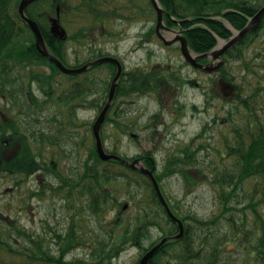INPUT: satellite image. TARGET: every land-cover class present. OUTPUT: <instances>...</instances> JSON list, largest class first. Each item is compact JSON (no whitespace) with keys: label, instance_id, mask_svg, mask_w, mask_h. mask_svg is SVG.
<instances>
[{"label":"trees","instance_id":"obj_1","mask_svg":"<svg viewBox=\"0 0 264 264\" xmlns=\"http://www.w3.org/2000/svg\"><path fill=\"white\" fill-rule=\"evenodd\" d=\"M18 1L0 0V96L2 95L5 99L8 98V91L11 89L13 70L12 64L1 56L7 54L10 50L14 52L19 42L20 33L18 32L21 29L15 21V17L18 16L16 13ZM90 1L80 0L75 9L81 10L83 8L82 10L88 11L92 8L90 7ZM56 2L61 4L62 11H67L71 8V5H67V2L62 0H57ZM158 2L174 18L185 19L181 21V25L184 28L183 35L186 37L189 48L195 53H203L211 50L217 44L216 36L228 38L231 35L230 30L220 19H224L234 28L240 29L246 24L248 18L255 14L264 3V0H158ZM95 7L97 8V5ZM34 11L38 13L44 12L45 14L36 16ZM27 12L29 16L36 18L40 23L47 45H51L50 41L52 44L58 41L51 34L48 29V23L45 20L46 16L54 12V7L50 6L49 0L34 2L27 8ZM96 15L99 17L101 14L96 13ZM218 17L220 19H217ZM165 22L167 25L174 26V21L169 18H165ZM263 29L264 18L243 40L227 51L228 57L239 59L242 62L241 68L243 72L253 71L251 62L244 60V52L248 45L260 36ZM81 36V33H79L75 37L80 38ZM30 43L31 45L25 46L29 50V55L43 59L51 68V75L47 73L42 80L49 100H52L53 96L57 95V103L60 104L61 108L65 109L68 101L71 100L72 102L75 94L76 96L84 97L83 91L87 89V80L84 82L85 86L81 85V83H75L74 88L71 87L58 95L54 86V77L59 70L38 52L33 38H31ZM107 65L112 69V64L107 63ZM165 74L162 68H153L143 74L127 72L128 77L122 81L120 80L117 84L114 100L120 96H128L132 92L146 93L149 84L154 85L153 91L160 97L165 87L168 88L171 83H178L176 81L178 78L172 72H167V74L174 82H170V79ZM34 76L38 77L32 71L31 77ZM220 76L224 80L233 79L231 70L225 69L223 66ZM211 81L214 84L216 83L215 80ZM20 90L23 97L24 86L22 83ZM257 90L256 88L252 93L239 94L238 104L233 107L242 122L238 123L237 127H234L236 132L235 139L231 142L225 141L224 144L228 149V154L237 158L236 166L230 169L225 166L214 168L209 164L206 168L198 170L199 175H202L203 171L209 173L208 175L212 177L210 184L216 188L217 197L220 199L219 213L209 219L201 220L196 215L189 213L187 215L179 214L177 211L178 201L175 204L171 203L161 184L163 179L173 174H180L186 184H192L194 181L202 179L201 175L194 179L190 172L189 163L194 161L193 152L191 153L190 150L183 147L177 154L172 153L166 156L162 165H160L154 151L150 149L132 157L122 155L130 161L140 158L142 163L153 171L171 210L184 223L183 236L179 239L166 241L150 258V264L198 263L203 244L200 245L197 237L202 234L201 232L206 234L205 240L212 244L210 256H208L206 262L204 261V264H223V261L222 263L219 262L220 254L223 252L222 248L232 241L230 239L233 238V232L237 234L241 231L243 236H247L245 240L250 246L249 256L260 258L264 262V218L261 212L257 210V204H264V109L258 108V106L264 107V104L258 102L259 94ZM212 91L214 93L213 98L219 95V92L215 89H212ZM104 103L103 99L102 103L96 101L93 106L101 110ZM233 108L231 111H233ZM58 118V109L50 110L47 115V122H56ZM105 120H110L114 123L112 125L118 126L124 132L132 128L130 124H124L117 119L106 117ZM156 125L158 124H147V127L151 128ZM12 126L13 124H7V118L0 120V173L19 175V177L26 179L31 177L32 174L34 175V172L38 169V164L34 155L28 150L24 135L15 132L11 138L8 130ZM65 127V124H48L45 140L48 147L61 149V143L64 141L63 137L68 133L64 130ZM89 130H91V125H89L87 131ZM156 134V131L152 132L153 137ZM101 135L104 141L103 133ZM12 142L20 144L19 149L15 150V152L11 149ZM111 152L119 154L115 149L111 150ZM81 156L82 162L80 160ZM65 157L70 156L61 151L56 153V155L54 154L53 158L46 163L44 172L54 175L61 181L57 186L47 182V186L56 192L66 188L67 194L70 195L68 197L71 200H79L80 208L76 215L81 216L87 212L88 215L99 220L112 209H116L114 216H107L105 224L103 223L104 225L101 224L99 226L104 237L92 240V245L95 249L91 254V260L82 258L67 259L68 253L86 244V240L82 236L86 231L83 229L84 233L77 235V229H74V219L71 222V226L64 232L54 231L49 238L35 237L24 226L18 224L17 220L10 219L7 213L5 214L0 210V264H119L114 258H117L123 249L132 246L138 247L141 248L140 253L142 255L162 236H169L178 232V224L168 216L148 176L140 170H133L127 167L120 161L101 160L96 151L93 136L88 152L84 155L78 154L81 166H79L77 173L73 176L69 174L70 177H65L59 171L58 159ZM252 176L258 182L253 184V192H251L250 196L242 186L243 182ZM19 177L14 181L16 186L21 185V178ZM257 191L260 192L262 198L254 202V196L258 194ZM118 193L127 194L128 198L119 201ZM31 194L38 193L32 192ZM245 196H250L246 204H244ZM125 204H127V208L123 209ZM130 208L132 212L134 211L133 215L121 217V214ZM248 208L255 215V226L260 228V234L255 240H253L252 235L254 232L252 230L244 228L243 224H238V221L243 220L242 217H244L243 215H245V211ZM189 220L193 221L199 228H193ZM226 224L231 230L229 238L228 234L223 230V226ZM77 225L81 227L79 222ZM153 227L160 228L162 236L156 240L149 241L147 246L146 243L150 237L149 233ZM48 239L49 243L47 244ZM52 241L56 248L49 245ZM245 259L244 256L243 260L231 264H247L244 261ZM136 264H138V261Z\"/></svg>","mask_w":264,"mask_h":264},{"label":"rangeland","instance_id":"obj_2","mask_svg":"<svg viewBox=\"0 0 264 264\" xmlns=\"http://www.w3.org/2000/svg\"><path fill=\"white\" fill-rule=\"evenodd\" d=\"M62 1L71 5L69 13L64 14L66 22L62 27L66 29L67 34H71V37L76 32H81V35H84L79 39L80 43H72V46L77 47L75 51L78 52V56H89V53L82 52L85 48H93L94 50L98 48L101 52L119 54L123 59L125 72H136L137 70V74H143L151 71L153 67L159 66L164 70L167 77L169 75L167 72H172L178 78V80L176 79L178 83H171L168 88L165 87L160 97L153 91L154 85L149 84L146 93L132 92L128 96L115 98L106 117L117 119L124 124H130L132 128L124 132L118 126L112 125L114 123L110 120H105L101 130L104 135L105 148L108 150L115 149L119 154L128 157L140 154L147 149H154L155 156L162 165L166 156L172 153L177 154L187 143L192 142L197 133L202 131L200 137L193 139L192 142L194 146L205 144L203 148H197L198 155L194 152V161L189 163L192 177L196 179L200 176L198 168H206L209 164L214 168L225 166L230 169L236 166L237 158L228 154V149L224 143L235 139L234 127L242 122L233 108L238 104L239 94L252 93L257 88L258 102L264 104V29L244 52V60L251 62L253 71L243 72L242 62L224 55L227 61L223 63V67L230 69L234 76H231L233 78L231 80H224L220 76V69L211 74H206L188 66L177 45H164L160 41L155 43L150 36L155 29L157 12L150 0H106L105 2L101 0V4H98L100 3L98 0H91L90 7L92 8L80 12L75 9L80 0ZM44 3L46 4V2ZM93 12L102 13L96 23L93 22ZM167 16V12L163 9V20ZM179 20L174 22V25H178L179 28L176 30L178 31L177 35L184 36L179 30L184 29L181 21L185 19L179 18ZM220 21L227 28L229 26L234 28L228 21L224 19H220ZM31 38L30 35L29 41ZM146 38L150 41H146ZM139 43L142 45L138 46ZM107 67L108 65L94 66V70L92 69L84 76L91 79L87 85L84 83L86 80H81V78L54 77V86L58 95L71 87L74 88L75 83L86 85L88 89L87 92L83 91L84 97L77 96L76 101L72 99L75 101L73 103L71 100L68 101V107L65 109L57 103V95L53 96L52 100L47 103V108L50 110L58 109L59 118L56 124L66 125L64 130L68 133L63 139L67 138L73 146V151L68 152L70 157L58 159L59 171L65 177L77 173L82 162V156L80 162L78 154L84 155L85 153L81 149H85L86 152L89 150L91 137L87 134V130L99 111V108L94 107L93 103L96 101L102 103L103 99L106 100L109 80L113 75ZM126 76L122 77L121 72L122 79L119 77L117 84L120 80L126 79ZM211 80H215L216 83H212ZM170 82L174 81L170 79ZM195 82L200 84L199 87H194ZM219 87L222 89L220 90ZM212 89L218 91L219 95L213 98ZM81 98L86 100L83 106H79L80 102H84L79 100ZM0 108L6 115L8 114L6 99L0 98ZM232 108L233 111H231ZM258 108L264 109L262 106H258ZM153 123L158 125L152 127L151 130L145 128L146 124ZM45 126L47 128L48 124ZM155 131L160 133L153 137L151 133ZM60 152L56 148L47 149L45 160L49 162L54 154ZM44 173L26 179L19 177V175H0V210L5 214L7 213L10 219L17 220L18 224L24 226L35 237L49 238L54 231L64 232L71 226L74 219V229H77V235H82L83 229L86 231L82 235L86 244L68 253L67 259L82 258L90 261L91 254L95 249L92 240L104 237L99 226L105 224L107 216H114L116 209H112L99 220L88 215L87 212L81 216L76 215L80 208V201L71 200L66 188L57 192L50 189L46 184L47 182L57 186L61 181L52 174ZM208 174L203 171L202 179L194 181L192 184H186L180 174H173L161 181L170 202L175 204L178 201L177 211L179 214H194L197 218L206 220L219 213L220 199L217 197L216 188L210 184L212 177ZM17 177L21 178V185L19 186L14 184ZM256 182L258 181L254 179V176L243 182L242 187L250 196L253 192V184ZM32 192L38 194H31ZM257 193L254 196V202L262 198L260 192L257 191ZM117 196L119 201L128 198L127 194L124 193H118ZM250 196H245L244 204L247 203ZM257 206V210L261 212L264 218V204H257ZM133 213L134 211L132 212L130 208L121 214V217H128ZM243 216V220L238 221V224H243L244 228L252 230L254 232L253 240H255L260 234V228L255 226V215L248 208ZM189 221L193 228H199L193 221ZM78 222L81 227L77 225ZM223 230L229 238L231 230L228 224L223 226ZM201 233L197 237V241L203 246L201 247V257L196 264H204L211 253L212 244L205 240L206 234ZM149 234L147 246L149 241L160 238L162 231L160 228L153 227ZM232 234L233 238L230 239L232 241L222 248L220 263L223 261V264H231L243 260L245 256L244 261L247 264H264L262 259L249 256L250 246L245 240L247 236H243L242 231ZM49 245L56 248L53 241ZM140 252L141 248L128 247L123 249L114 260H117L119 264H136Z\"/></svg>","mask_w":264,"mask_h":264},{"label":"flooded vegetation","instance_id":"obj_3","mask_svg":"<svg viewBox=\"0 0 264 264\" xmlns=\"http://www.w3.org/2000/svg\"><path fill=\"white\" fill-rule=\"evenodd\" d=\"M98 1L101 3V0H98ZM105 1L106 0H103V2ZM18 5L19 3L17 4V8H16V12L18 16L15 17V21L18 23L17 26L21 29V31L18 32L20 33L18 37L19 42L14 52L10 50L9 52H7V54L1 56L5 58L8 61V63L12 64L13 75L11 76V85H10L11 89H9L8 91L9 96L6 99V107L8 110V114L6 115V113L0 108V120L7 118V124H13V126L10 127L8 130L11 138L15 132L20 133L25 136V142L27 144L28 150L32 153V155H34L37 161V164H38V169H36V171L34 172V175L40 176L41 173H44L45 171L44 168L47 163V161L45 160V154L47 153V149L51 148V146L48 147L45 142L46 132H47V128L45 124H52V123L56 124L58 121L52 122V123L47 122V115H48L50 108H47L48 96L45 90V84L42 82V80L45 78L48 72L50 73L51 68L43 59L34 57V56L31 57L28 53L29 51L28 48H25V46L31 45L29 41L30 35H31V37L34 39L35 48L38 50L40 54L43 55V53L39 50V48L36 45V38L30 26L19 14ZM25 13L28 17H31L29 16L26 10H25ZM34 14H36V16H41L42 14L44 15L45 13L44 12L38 13L34 11ZM54 15L55 13L49 14L48 16H46L45 20L48 23L49 29L51 27V18ZM31 18L34 19L38 23V20L36 18H33V17ZM93 20H94L93 21L94 23L99 21L98 17H95V16L93 17ZM123 20H125V18H123ZM59 22L62 26L64 22H66L64 14L60 15ZM39 24L40 23H38V25ZM178 29H179L178 25H174V26L167 25V28L162 29L159 32L155 28L153 34L150 37H152L155 43L156 42L158 43V41H160L166 45H177L179 48V41H175L173 43H168V44L165 43V42H170L171 40L177 37L178 31L176 30ZM179 31L183 34L182 28ZM51 34L55 36L54 38L56 39L58 38L59 40L58 41L54 40L55 41L54 44H52V42L50 41L51 45H47V47L53 54L58 56V58L62 61L64 65L70 68H81L82 66L87 65V67L80 72H74V73L61 72V73H56L55 75L62 76V77L68 76L70 78H81V80H87L88 82L91 79L84 77V76L92 69L94 70L93 68L94 66L98 65V64L89 65V63L98 58L105 57V56H113V57L118 58L123 66L122 77L124 75H127V72L124 71L123 59L119 54L112 53V52H108V53L101 52L98 50V48H96V50H94L93 48H85L82 50V52L85 54L89 53V56L87 57L85 55L78 56V52L75 51V48L77 47L72 46V43L73 42L80 43L79 38H76L75 36L71 37V34H67L66 38L60 39L54 33L51 32ZM72 38H74L76 41L73 40ZM146 41H150V39L146 38ZM139 45H142V44L139 43L138 46ZM208 61L209 60L204 61L203 59H200L199 62L207 63ZM106 62L99 63L100 64L99 66H103L101 64H104ZM110 64H112V72L114 76L116 65L114 63H110ZM188 66H191L199 71V67L196 65H192L188 63ZM107 69L109 68L107 67ZM32 71L34 72V74L38 75V77L36 76L31 77ZM134 73L137 74V70ZM125 78H127V76ZM21 83L24 86V91H23L24 96L23 97H22L23 94L21 93V90H20ZM199 85L200 84L198 82L194 83V87H199ZM219 88L220 90L222 89L221 87ZM87 91L88 89L85 90V92ZM0 98L2 99L4 97L1 95ZM72 99L73 100L75 99L76 101L78 97L73 96ZM75 101H72L71 103ZM82 101L84 102L82 103L80 102L79 106L85 105L84 103H86V100H82ZM21 102H23V104H21ZM92 124L93 122L91 123V130L87 132V134L90 135L91 138H92ZM157 133H160V132H157ZM199 137H200V132L197 133V135L193 139L195 140ZM193 139H192V142L194 141ZM192 142L187 143L185 145V148L187 150H190V152H196L195 154L198 155L197 148L198 149L200 147L203 148L205 144H200V146L198 144L197 146H194L192 145ZM61 145H62L61 149L60 148H56V149L60 151H64L67 154H69L68 152L73 151V146L68 142L67 138H64V141H62ZM11 147H12L11 149L15 152V150L19 149L20 144L12 142ZM150 150L154 151V149H150ZM81 151L85 152L84 154H86L85 149H81ZM139 259L140 258H138V260Z\"/></svg>","mask_w":264,"mask_h":264},{"label":"water","instance_id":"obj_4","mask_svg":"<svg viewBox=\"0 0 264 264\" xmlns=\"http://www.w3.org/2000/svg\"><path fill=\"white\" fill-rule=\"evenodd\" d=\"M35 1H37V0H21L19 3L18 11L21 14V16L27 21V23L31 27L32 31L34 32L35 37H36V45L39 48V50L64 72L74 73V72H80L83 69H85L87 67V65H85L81 68H74V69L68 68V67L64 66L58 58H56L54 55H52L48 51L37 23L34 20L28 18L24 13L25 7L27 5H29L30 3H33ZM150 1L153 4V6L155 7L156 12H157L156 30L159 32L160 29L165 28V25L163 23V9L160 6V4L158 3V0H150ZM57 10H58V8H57ZM263 17H264V4L257 10V12L252 17H250V19L248 20L247 24L244 27H242L241 29H234V28L229 26V30L232 32V35L227 39H220L219 38L218 44L213 50H211L209 52L202 53V54L193 53L190 50V48L187 44V40L184 36L177 35L176 38H174L173 40H171L170 42H167V43H173L176 39H178L180 41V49H181V52H182L184 59L186 61L192 63V64L198 65L199 68L205 72H211L213 69L220 67V65L222 63V60H219L220 56L226 50H228L229 48L234 46L236 43H238L240 40H242L250 31H252L260 23V21L262 20ZM51 30H52V32H55L56 34H58L61 38L64 37V35H65V30L59 25L57 19L52 20ZM202 57H210V62H208L207 64H199L197 61ZM216 60H218V63L216 65H214L213 63ZM102 61H111V62L115 63L117 66V70H116V73H115V75L111 81L107 100H106L102 110L99 112L98 116L96 117V119L93 123V128H92L93 129V136L95 139L96 150L98 152V155L104 161H107L110 159L120 161L121 163L125 164L127 167L134 169V170H140L142 173L146 174L149 177V179H150V181H151V183H152V185H153V187L157 193V196H158L161 204L165 208L168 216L174 222H176L178 224V232L176 234L169 235V236H163L156 244H154L142 256V258L139 261V264H148L149 259L154 255V253L157 252V250L166 241H168L169 239H179L183 236L184 224H183L182 220L180 218H178L177 216H175L174 213L172 212V210L170 209L166 199L163 196L160 185H159L157 179L155 178L152 170H150L146 166H144L143 163L139 159H134L132 161H129L120 155L109 153L104 149V146L102 143V138L100 135V128H101V125L105 119L106 113L109 110L111 102L114 98L115 89L117 86V80L120 77L121 72H122V65L118 59L111 57V56L102 57L100 59L95 60L94 62H91L90 64L92 65V64H96V63H99ZM126 206L127 205H125L123 208L125 209Z\"/></svg>","mask_w":264,"mask_h":264}]
</instances>
